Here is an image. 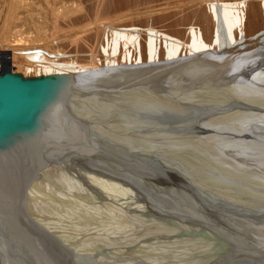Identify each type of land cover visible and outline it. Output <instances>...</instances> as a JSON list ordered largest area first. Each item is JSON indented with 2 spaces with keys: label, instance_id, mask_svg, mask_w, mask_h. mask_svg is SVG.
Here are the masks:
<instances>
[{
  "label": "bare ground",
  "instance_id": "6f19581e",
  "mask_svg": "<svg viewBox=\"0 0 264 264\" xmlns=\"http://www.w3.org/2000/svg\"><path fill=\"white\" fill-rule=\"evenodd\" d=\"M0 2L3 3L1 7L3 11L0 13V65L26 77L87 74L96 70L95 74L87 75L85 82L97 81V84H94V94L99 96L86 103L84 99H79V102L93 104L99 109L97 110L99 116H95L94 106L85 109L77 108L75 105L69 107L65 122L58 123L57 141L64 149L62 155L66 157V161L53 165L51 169L46 167L34 169L31 173L17 170L15 175L18 177L14 179L17 182L15 186L17 198L13 201L16 204L21 202L28 210L32 206L42 213L37 215V221L44 228L46 236L53 241L60 238L69 244L66 246L62 244V247H66L63 251L68 254V264H221L220 253L223 250L230 251L228 248L231 246L226 245L224 249V245L220 244L208 228L206 232L199 231L200 226L182 222L181 217L165 215L167 210L164 211V208L154 202L156 195L136 189L133 184L123 181L114 174L120 172L141 184L150 177L144 178L128 169L125 171L120 167V163H117L116 167L113 166L109 161L112 156L106 153V150L102 149V153L89 149L91 146L89 137L83 132L91 130L96 134H104L108 138L107 141L111 142V146L113 144L114 147L124 149L123 152L130 157L137 145L145 156L153 155L166 159L173 166H177L175 163H178L180 165L178 167L183 168L182 173L191 176V181L193 178L199 186L210 189L221 184L224 186L214 191L228 195L227 193L234 190H241L251 196L249 198L239 196L229 202L230 204L255 206L258 198H264V142L230 141L224 139L218 131L220 129L228 131L225 130L226 125H231L235 120L244 122L243 115L249 110L264 118V87L248 85L246 88L236 87L231 91L225 89L227 92L224 93H228L226 99L215 102L212 99L216 98L212 96L220 92L213 91L217 90V86L213 85L226 83L220 82L223 81L221 79L210 78V74L215 73L214 70H202L194 75H186L193 72V66L180 73L160 72L159 68L183 59L187 62L192 57L210 51L216 53L223 50L232 51L231 56L222 58L219 60L220 63H226L246 51L251 52L250 54L255 53L258 46L254 47V44L258 40L264 42V31L255 37L257 41L250 44H247V31L248 29L256 31L261 23L264 26V0H188L187 3L206 5L212 25L208 30L192 22L186 27L184 36L162 29L161 26L159 28L148 21L141 26L133 21L134 15L138 17L139 14H145L149 17L165 10L167 6L165 9L149 8L145 12L137 9L110 12L109 0H96L93 16L88 22L78 28L65 29L59 25V19L70 18L86 10L82 0H0ZM85 38L92 39V43L89 44V54L84 60L79 58V50L70 53L62 46L64 41L77 44ZM201 65L202 63L198 62L194 66ZM234 67L237 70L238 64L235 63ZM248 72L255 73L258 80L264 75V64L249 68L240 75H231L229 81H237ZM223 75L226 77V73ZM213 79L214 84L211 83ZM261 81L264 83V77ZM151 83L158 86L144 89V86ZM138 87L147 92L126 94L127 91ZM165 96L172 98V101H163L160 105L183 115L184 112L198 111L180 104V101H193L200 106L205 103L226 105L239 102L247 107L235 105L233 107L239 108L201 118L199 123L202 125L221 126L218 131L207 132L215 137L209 138L208 141L206 138L186 137L184 135L188 133L184 132L179 133L180 139L155 142L140 138L137 142L141 144L127 146L123 140L105 129L114 121L106 120L102 117L103 114L113 116L118 113L122 117L133 118V115L120 113V110L132 101L137 103L145 98L156 97L160 103V99ZM118 127L116 123L113 124V128ZM239 132L243 133L244 130ZM205 134L206 132L202 131L198 135L204 137ZM155 136L160 139L164 138L165 134L159 132L157 135L155 133ZM255 136L264 138V129L257 130ZM97 142L99 141L96 140L95 143ZM226 147L236 150L237 154L246 158H259L260 163L255 166L238 163L236 155L230 157L226 154ZM182 151H186V155L188 153L191 155L185 158V155L178 154ZM195 151L208 154L215 161L209 163L207 159L195 155ZM111 153L114 154L112 151ZM208 169L214 175L216 173L223 176L206 177L210 175L207 173ZM152 174L158 178L157 174L154 172ZM151 179L153 178L148 181L151 182ZM167 181L161 183L169 186H160V183L152 181L153 185L147 189L152 193V190L159 192L170 185L173 187L174 183ZM231 182H239L240 185L247 187L243 189L230 187ZM250 186H253V189H249ZM170 191L176 196L190 200L202 211L201 214L212 217L209 213L211 211L206 207L213 210L216 204L205 203L203 206L190 193L172 188ZM159 193L169 197L168 192ZM220 212L214 210L213 214L224 218V214ZM225 219L233 221L232 216ZM259 235L260 233L254 235L253 241L264 249V237ZM21 248L30 256L25 243H22ZM3 256L0 253V264H8ZM27 263L32 264L31 260Z\"/></svg>",
  "mask_w": 264,
  "mask_h": 264
},
{
  "label": "water",
  "instance_id": "95a60500",
  "mask_svg": "<svg viewBox=\"0 0 264 264\" xmlns=\"http://www.w3.org/2000/svg\"><path fill=\"white\" fill-rule=\"evenodd\" d=\"M252 41H257V39L254 37ZM257 46L258 49L255 53L250 54L251 52L246 51L244 54L241 53L226 63H220L219 60L226 56H231L232 51L227 52L223 50L218 53L210 51L194 58L192 57L187 62L183 59L172 65L167 64L160 67L159 71L180 73V71H187L189 67L193 66V72L186 75H194L202 70H214L215 73H211L210 78L221 79L223 81L220 82L226 84L220 85L221 83H216L213 85L217 86V90L213 91H219L220 93L212 96L216 98L212 100L222 102L228 95V93H224L227 92L225 89L231 91V89L234 90L236 87L246 88L248 85L264 87V83L261 81L264 75L257 80L255 73L252 74L250 72L240 77L237 81H229L231 75H240L249 68L264 64V42L258 40L254 44V47ZM198 62L202 63V65L194 66ZM235 63L238 64L237 70L234 67ZM93 71L87 72V74L71 73L66 75L26 77L21 73L11 71L8 67H3L0 70V250L2 251L0 253L4 255V260L7 259L8 264H28L29 260H31L32 264H68L69 262L68 254L63 251L66 247H62V244L65 246L69 244L60 238H53L55 242L46 236L44 228L37 221V215H41L42 213L32 206L28 210L26 205L21 202H17L18 204H16L13 201L17 198L15 191L17 182L14 179L18 177L15 175L17 170L31 173L34 169L45 167L51 169L53 165L64 162L66 157L62 155L64 149L57 141L59 131L56 128L58 123L65 122L64 119H67L70 106L76 105L77 108L83 107L85 109L94 106L93 104H85L86 102L93 101L91 99L99 98L98 95L94 94V84H97V81L91 82L89 80V82H85L87 75L97 72L96 70ZM225 73L226 77L223 75ZM220 74L221 76H218ZM214 82L215 80L213 79L211 83L214 84ZM164 84H167V82H164ZM153 86L158 85L151 83L144 86V89H150ZM139 92H147V90L138 87L127 91L126 94ZM145 95L147 96L148 94L146 93ZM80 98L84 99L85 103L79 102ZM159 98H145L137 103L132 101L133 103L130 102L125 105V108L120 110V113L133 115V118H125L118 113L113 116L112 114H108V116L103 114V118L106 120L113 119V124L116 123L119 126L116 129L113 128L112 124L106 126L105 129L112 132V135L115 137L123 140L127 146L141 144V142H137V139L140 138L155 142L180 139L179 133L184 132L188 133V135H184L186 137L206 138V141H208L209 138L214 139L215 137L211 136V133L207 134V132L211 130L218 131L221 126L202 125V123H199L201 118L210 114L219 115L221 111L225 112L232 108H239L233 107L235 105L245 106L239 102H232L226 105L220 103H209V105H206L205 103L200 106V104L197 105L193 101L184 102L178 98L180 104L198 111L195 113L192 111L184 112L183 115L178 111L160 105L163 101H172V98H168L167 96L162 97L160 103ZM97 110L99 109L94 106L93 111L96 113L95 116H99ZM197 115L199 118H195ZM243 116L244 122L235 120L231 125L227 124L226 128L223 127L228 131H221L220 129L218 134H221L224 139L230 141H260L263 143L264 138L256 137L255 132L264 129V118L255 115L251 110ZM69 126L73 125L70 124ZM240 130H244V132L241 133L239 132ZM202 131L206 132L204 137L198 135ZM159 132L164 133L165 137L157 138L155 133L157 135ZM83 133L89 137L90 150L102 151V153L103 150H106V153H110L112 158L109 161L113 166L116 167L117 163H120V167L123 170H132L144 178L145 176L152 177L153 179L151 180L154 183H160V186H169L161 183L165 180H169V183H174L172 184L173 187L170 185V187L160 190L161 192H168L169 197H165L159 193L160 191L154 192L152 190L151 193L147 189L153 185L152 181H148L150 178H146V182L148 183L144 182L141 184L136 179L133 180L131 177L128 178L125 175L126 178L120 172L114 174L123 181L133 184L132 186L136 189L148 191V194L156 195L154 202L158 203L162 209L164 208V211L167 210L165 215L169 217L174 216L175 218L181 217L183 218L182 222L200 226L199 231L206 232L209 229L220 244L224 245V247L222 246L224 249L226 245L231 246V248H228L230 251L223 250L220 253V257L222 258L221 264H264V249L257 242L253 241V236L258 233H260L259 237H264V234H262L264 233V198H258L255 206H234L229 202L234 201L239 196H247L248 198L251 196H248L241 190H234L227 193L228 195L214 191V189L224 186L221 184H218L216 188L209 189L206 186H203V188L202 185H197L193 178L191 181V176H185L182 173L183 168L178 167V163H175L177 166H173L166 159L163 160L153 155L145 156V154L140 152L137 145L136 149L132 150L133 154L130 157L123 152L124 149L118 146L114 147L113 144L111 146V142L107 141L108 138L104 134H96L91 130H86ZM96 140L99 142L95 143ZM185 152H178V154L185 155V158L187 155H191L189 153L186 155ZM225 152L230 157L236 155L238 163L240 162L241 164L247 163L250 166H255V164L260 163L259 158H246L244 155L237 154L236 150L229 147L225 148ZM195 155L201 159H207L209 163L212 160L215 161L212 156L202 154L201 151H195ZM116 157H118L117 161ZM202 170L207 171V169ZM152 171L157 174L158 178L153 177ZM207 173L210 175L206 177L223 176V174L218 175L216 173L214 175L209 169ZM250 182L254 181L250 180ZM229 186L240 189L247 187L240 185L239 182L229 184ZM170 188L192 194L203 206H205V203L216 204L217 206L212 208L213 210H209L206 207L208 211H211L209 213L212 217L201 214L202 211L196 205L188 199L176 196L170 191ZM249 189H253V186H250ZM10 200L13 202H10ZM225 207L227 210H223ZM214 210H220V213L224 214L225 217L231 218L232 216L233 221L225 219V217H218L213 214ZM226 213H231L232 215ZM57 240L60 242H57ZM22 243L26 244V249L30 253V256L27 255L24 248H21Z\"/></svg>",
  "mask_w": 264,
  "mask_h": 264
},
{
  "label": "rangeland",
  "instance_id": "374dc122",
  "mask_svg": "<svg viewBox=\"0 0 264 264\" xmlns=\"http://www.w3.org/2000/svg\"><path fill=\"white\" fill-rule=\"evenodd\" d=\"M68 1V0H65ZM98 1V0H97ZM110 5L108 7V11H126V10H144L147 11L149 8L160 9L164 8L165 10L156 12L154 14L149 15L147 17L145 14L134 15V22L139 26L146 24V22L153 23L155 26H161L162 29L170 31L174 34H178L180 36H184L186 32V27L194 22L195 24L201 26L203 29L210 30L211 28V20L209 17V13L206 10V5L202 4L200 6L194 3H187L188 0H109ZM112 1V2H111ZM85 9L81 13H77L72 15L70 18H60L59 25L65 29L69 28H78L88 22L93 16L94 6L96 5V0H82ZM180 3H182L180 5ZM180 6H179V5ZM3 3L0 2V13L3 11L1 7ZM86 12V13H85ZM144 15V16H143ZM68 27V28H67ZM19 28V26L17 27ZM264 31V26L262 23L259 25L256 31L248 29L247 31V44H250L254 37H257ZM92 43V39H84L83 41H79L77 44H72L68 40L62 43V46L68 50L70 53L75 52V50H79V58L81 60L86 59L85 57L89 54V48ZM81 55V56H80ZM83 59H82V58ZM3 65H0V70H2Z\"/></svg>",
  "mask_w": 264,
  "mask_h": 264
}]
</instances>
